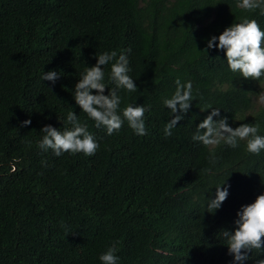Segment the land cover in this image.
Wrapping results in <instances>:
<instances>
[{"label": "trees", "instance_id": "trees-1", "mask_svg": "<svg viewBox=\"0 0 264 264\" xmlns=\"http://www.w3.org/2000/svg\"><path fill=\"white\" fill-rule=\"evenodd\" d=\"M239 2L0 0V264H101L114 243L117 264H234L222 230L232 232L241 206L264 194V150L192 137L212 109L220 110L213 120L226 117L233 129L258 124L264 136V106L255 105L264 77L245 80L229 70L223 50H205L245 17L264 30L260 10ZM111 51L128 57L137 92L118 91L120 111L147 109L144 136L126 120L108 135L74 100L86 68ZM110 68L105 95L114 87ZM53 70L55 82L42 80ZM177 79L192 83L193 101L165 136L176 114L163 100ZM71 111L99 144L95 155L39 148L44 126L71 128ZM221 185H230L229 195L209 213ZM249 255L244 264L264 259Z\"/></svg>", "mask_w": 264, "mask_h": 264}, {"label": "clouds", "instance_id": "clouds-1", "mask_svg": "<svg viewBox=\"0 0 264 264\" xmlns=\"http://www.w3.org/2000/svg\"><path fill=\"white\" fill-rule=\"evenodd\" d=\"M238 6L246 11L260 10L264 15V0H240ZM223 50L226 56L227 66L230 71L238 72L245 80H260L264 77V30L254 19L243 18L242 22L234 23L223 30L218 36L213 35L207 41L208 49ZM130 51V49L128 50ZM96 64L87 67L74 88V100L87 117L94 121L95 127H104L108 135L118 132L126 120L128 126L139 136L147 134L144 122V114L147 109L141 106L128 105L120 111L121 97L119 90L128 93L137 92L135 80L129 75V60L126 54H117L116 51L104 52L96 55ZM114 61V62H113ZM111 64L109 79L114 84L109 89L108 95L104 92L108 89L104 83V66ZM60 75L57 71L44 72L42 80L55 82ZM176 90L170 99L163 100L164 106L176 114L166 123L165 136L172 134V129L184 119L193 101L192 83L175 81ZM95 90L96 94H93ZM259 102L264 104V95ZM219 109H212L211 113L196 128L192 139L201 142L205 146L225 143L231 148L239 147L240 141H246V150L259 155L264 150V136L259 135L258 124L242 123L233 129L229 127L227 118L218 121L213 117L219 116ZM66 123L71 128L59 129L46 125L41 129L45 135L39 142V148L44 151L52 150L53 154L60 157L64 153H82L89 157L95 155L99 148L95 137L88 131L86 124H81L74 111L66 116ZM31 120L22 122V126H28ZM225 183V182H224ZM224 183L222 185H224ZM216 187L214 199L208 200L207 211L214 214L229 195L228 186ZM234 221L235 228L232 232L222 230V236L226 240L228 253L233 256L234 264H244V261L252 259L249 253L255 252L257 256H264V194L256 197L255 201L241 206ZM114 243L99 259L101 264H117L119 257ZM255 264H264V259H255Z\"/></svg>", "mask_w": 264, "mask_h": 264}, {"label": "rangeland", "instance_id": "rangeland-1", "mask_svg": "<svg viewBox=\"0 0 264 264\" xmlns=\"http://www.w3.org/2000/svg\"><path fill=\"white\" fill-rule=\"evenodd\" d=\"M258 88H259V92L256 94L257 96L255 97V103H256L255 105L257 108L264 106V104L259 102L260 96L264 95V82L259 84Z\"/></svg>", "mask_w": 264, "mask_h": 264}]
</instances>
